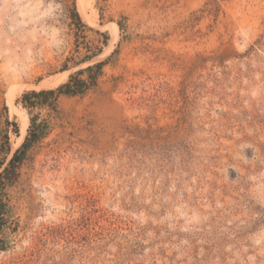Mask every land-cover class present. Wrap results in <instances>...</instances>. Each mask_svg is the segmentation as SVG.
Masks as SVG:
<instances>
[{
	"label": "rangeland",
	"instance_id": "1",
	"mask_svg": "<svg viewBox=\"0 0 264 264\" xmlns=\"http://www.w3.org/2000/svg\"><path fill=\"white\" fill-rule=\"evenodd\" d=\"M82 3L0 0V264H264V0Z\"/></svg>",
	"mask_w": 264,
	"mask_h": 264
},
{
	"label": "trees",
	"instance_id": "2",
	"mask_svg": "<svg viewBox=\"0 0 264 264\" xmlns=\"http://www.w3.org/2000/svg\"><path fill=\"white\" fill-rule=\"evenodd\" d=\"M100 64H96L95 67H99ZM88 69H91V67H89ZM71 80H74L73 82ZM85 84V81L82 80V79H75L74 76H71L70 79L58 86L56 89H49V90H41L39 92H35V91H32L30 93H25L23 95V98H24V104L26 105V103H30L31 105L34 103L31 99H29L28 97L29 96H36V97H39V96H43V95H46V94H61V93H64V94H70V93H75V92H79L81 89H82V85ZM28 99V100H27ZM25 143H23V146H24ZM21 148H18L13 156L11 157L10 161L8 162V164L3 168L2 172H0V182L3 181V180H11V175L12 173L15 172V166H16V163L21 159Z\"/></svg>",
	"mask_w": 264,
	"mask_h": 264
},
{
	"label": "bare ground",
	"instance_id": "3",
	"mask_svg": "<svg viewBox=\"0 0 264 264\" xmlns=\"http://www.w3.org/2000/svg\"><path fill=\"white\" fill-rule=\"evenodd\" d=\"M90 2H91V0H83L82 8H83L84 15L86 14L85 13L86 6L88 4H90ZM90 11L92 12V10H90ZM85 17L87 18V20L88 19L90 20L89 15H87V16L85 15ZM117 30H118V27L113 24V26L111 27V32H112L114 37H116ZM56 78H50V79L42 80L39 83V86H49V85L55 84V83H57V79ZM16 91H17V89L14 86H12L5 92L4 97H5L6 104L10 108L11 113H13V112L17 113V115L19 117L18 119H19L20 131H21V134H23L25 132V129H26L27 125H28V122H27L26 116L23 113H21L20 111H15L14 110L13 100L15 98Z\"/></svg>",
	"mask_w": 264,
	"mask_h": 264
}]
</instances>
